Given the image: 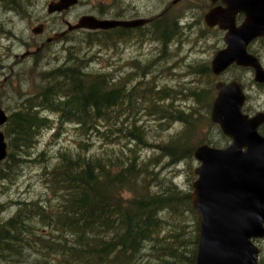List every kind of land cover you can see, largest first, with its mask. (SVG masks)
Segmentation results:
<instances>
[{
    "label": "trees",
    "instance_id": "16d2710c",
    "mask_svg": "<svg viewBox=\"0 0 264 264\" xmlns=\"http://www.w3.org/2000/svg\"><path fill=\"white\" fill-rule=\"evenodd\" d=\"M13 1L4 0L6 6ZM180 29L170 9L164 12V49ZM69 61L41 73L34 91L17 90L14 108L0 100L8 114L2 127L8 154L0 163V196L8 181L23 175L27 163L42 168L47 195L13 203L0 200V261L196 264L200 221L192 202L194 152L202 143L228 145L211 119L215 92L210 79L216 75L210 64L194 69L206 84L181 98L192 97L197 104L183 110L174 107L178 91L173 88H159L145 79L129 87L114 85L110 74L89 71L87 60ZM130 75L132 82L137 74ZM175 122L184 127L166 137ZM68 123L77 137L71 145L62 146L55 156L48 150L36 154L44 133L60 131ZM215 126L217 141L211 136ZM142 148L153 152L141 155ZM182 162L189 166L188 187L162 175V169ZM263 252L261 248L259 264H264Z\"/></svg>",
    "mask_w": 264,
    "mask_h": 264
},
{
    "label": "rangeland",
    "instance_id": "374dc122",
    "mask_svg": "<svg viewBox=\"0 0 264 264\" xmlns=\"http://www.w3.org/2000/svg\"><path fill=\"white\" fill-rule=\"evenodd\" d=\"M50 2L51 0H15L6 6L8 2L0 1V100L9 108H14L15 102L19 101L17 90L26 93L34 91L36 84L42 82L41 73L70 65L69 60L72 58L74 62L77 59L87 60L86 68L91 72L110 74V81L114 80V85L124 83L129 87L138 79H145L147 83L159 88L170 87L178 91L174 107L189 110L192 106H197L192 97L186 100L181 98L191 88L206 84V79H202L194 69L202 63L210 64L223 45L224 32L219 28L209 27L205 22L204 14L211 9V0H181L176 4H173V0H82L81 4L60 16L48 13ZM112 5L118 8L117 12L122 13L124 8L132 14L142 15H152L159 9H170L182 29L166 49L161 41L141 34H131V43L123 47L99 45L98 41L89 43L86 41L90 40L88 31L80 30L73 32L68 41H53L49 46L37 50L48 36L67 27L65 20L74 23L82 15H98L99 10L106 11ZM42 23L45 24V32L42 35L34 34L32 29ZM188 23L191 24L190 27ZM122 44L125 45L124 42ZM27 52L32 55H25ZM144 71L145 76L142 75ZM134 73L137 75L133 76L134 80L131 82L130 74ZM227 74L237 76L243 82L250 105L258 109L264 107V85L255 84L254 71L234 67ZM223 79L219 76H214L212 81L210 79L215 95V85ZM1 107L5 109L4 106ZM183 127L182 122H175L165 131V136L176 134ZM217 128L215 126L213 132L210 127L205 129L206 133L211 130L215 141L219 137ZM74 129L73 124L68 123L60 131L48 130L37 144L36 154L48 150L55 156V152L62 146L71 145L72 140L77 138ZM54 134H58L57 139ZM152 152V148H142L140 151L141 155H150ZM197 165L196 161L194 168ZM28 166L27 163L23 175L12 182L8 181L10 186L1 194V201L13 203L18 198L29 200L47 197L41 178L42 168ZM162 175L174 176L181 187H188L189 166L185 162L162 169ZM256 243L264 249V238ZM9 262L0 261V264H11ZM24 264H32V260Z\"/></svg>",
    "mask_w": 264,
    "mask_h": 264
},
{
    "label": "water",
    "instance_id": "95a60500",
    "mask_svg": "<svg viewBox=\"0 0 264 264\" xmlns=\"http://www.w3.org/2000/svg\"><path fill=\"white\" fill-rule=\"evenodd\" d=\"M211 1L221 4L205 14V21L208 26L226 31V47L212 59V72L220 75L236 63L253 68L255 80L264 82L262 62L247 49L253 39L264 36V0ZM76 2L52 1L48 9L50 13L61 12ZM239 13L245 14V20L237 26ZM146 21L116 22L83 16L78 23H69V29L136 26ZM43 30V24L32 29L34 34ZM216 87L211 119L231 138V143L225 147L202 143L194 152L198 165L192 202L200 221L196 264H259L261 248L255 239L264 238V135L259 131L264 124V112L249 115L244 111L246 93L240 80L219 81ZM7 121L8 114L0 107V163L8 154L2 130Z\"/></svg>",
    "mask_w": 264,
    "mask_h": 264
},
{
    "label": "flooded vegetation",
    "instance_id": "af4514ba",
    "mask_svg": "<svg viewBox=\"0 0 264 264\" xmlns=\"http://www.w3.org/2000/svg\"><path fill=\"white\" fill-rule=\"evenodd\" d=\"M52 1H57V0H51V2ZM179 1H181V0H178L177 2H175V4L178 3ZM81 2H82V0H77V2L74 5H71L68 9L63 10L61 12L57 11V12H53V13L49 12V9H48L49 4H50L49 3L47 10H48V13L51 15L55 14L57 16H60L61 14L65 13V12H69L70 10H72V8L81 4ZM173 2H174V0H173ZM112 3H113V1H112ZM211 4H212V6H211V8H212L214 6L220 5L221 2L219 1L216 3H212V1H211ZM117 10H118V8L114 5H112V7L106 11L99 10L100 13L98 15L85 14V15H82L81 17H83V16H94L98 19H108V20L116 21V22L132 21V20H138V19H144L147 21L143 24L136 25V26L113 25L109 28L91 29V28L82 27V28L69 29V23L74 25V24L78 23V21L81 17L74 23L70 22L69 20H65L67 27L62 28V29L58 30L57 32H54L53 35L48 36L46 38L45 42H43L42 45L39 48H37V50H39L40 48H44L45 46H49V44L52 43L53 41H62V42L68 41L71 38V35L73 34V32L80 31V30L88 31L89 36H90V40H86L87 42L91 43V42L98 40V43H102V42H100V40H104L106 45H109L112 47H115V46L123 47V46H126L128 43H131V37H130L131 34H133V35H135V34L146 35L148 38L150 37L153 40L161 41L160 39H161V34H162V16H163V13L166 12L167 10L163 11L162 9H159L158 11H155L154 13H152V15H146V14L142 15L140 13L132 14L131 11H129V10L125 11L124 8H123L122 13L117 12ZM205 14H204V18H205ZM244 20H245V14L239 13L236 17L237 26L241 25V23H243ZM42 24L44 25L43 32L40 34H36V35H42L45 32V24L44 23H42ZM190 25L188 23L189 27H190ZM209 27H211V26H209ZM211 28H219L220 30H222L224 32V36H225L226 31L224 29H221L219 26H214ZM57 34H60L59 37L54 38L55 36H57ZM224 36H223V45L220 49L226 47ZM122 42H124L125 45H123ZM247 49L250 53L256 55L264 66V58H263L264 36H259V37H256L255 39H253L248 44ZM29 55H32V53H30ZM234 67L249 69L251 71H254V69L251 67H244V66H240L236 63H233L222 74L216 75V76L224 78L223 80H219V81H224V82L228 83V82L232 81L233 79L240 80L239 78H237V76L227 74ZM210 68H211V63H210ZM211 70H212V68H211ZM254 80H255V75H254ZM242 84H243V82H242ZM255 84H257L259 86H263L264 82H258L255 80ZM243 87H244V92L246 93V101H245L244 106H243L244 111L246 113H248L249 115H254L257 112H264V107L258 109L256 107H254L253 105L249 104V99H248L249 96H248V93L246 91L244 84H243ZM215 88L217 90L216 85H215ZM216 95H217V92H216ZM216 95H215V97H216ZM259 131L262 135H264V124H262L260 126ZM222 133H223V131H222ZM223 134L225 136H227L225 133H223ZM220 136H223V135H220ZM227 138H228V145H229L231 143V138L228 136H227Z\"/></svg>",
    "mask_w": 264,
    "mask_h": 264
},
{
    "label": "bare ground",
    "instance_id": "6f19581e",
    "mask_svg": "<svg viewBox=\"0 0 264 264\" xmlns=\"http://www.w3.org/2000/svg\"><path fill=\"white\" fill-rule=\"evenodd\" d=\"M177 18V17H176ZM164 28V27H163ZM152 36V35H151ZM161 40V39H160ZM161 43V42H160ZM216 75V74H215ZM262 239V238H261Z\"/></svg>",
    "mask_w": 264,
    "mask_h": 264
}]
</instances>
